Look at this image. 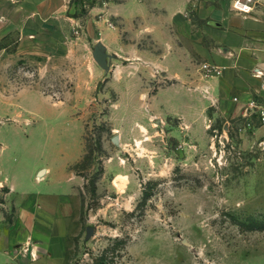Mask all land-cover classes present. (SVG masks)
<instances>
[{"label": "rangeland", "instance_id": "obj_1", "mask_svg": "<svg viewBox=\"0 0 264 264\" xmlns=\"http://www.w3.org/2000/svg\"><path fill=\"white\" fill-rule=\"evenodd\" d=\"M56 1L42 8L39 0L37 15V0H0L6 218L14 208L1 179L38 163L62 168L82 143L71 167L84 182L76 264H264V128L226 122L221 101L201 105L208 60L190 47L183 77L174 75L175 59L161 67L159 53L175 49V17L160 45L143 18L92 16L85 0L53 12ZM100 19L119 30L124 56L112 52L111 32L106 46L96 39ZM99 43L106 64L93 54ZM88 226L95 231L85 240Z\"/></svg>", "mask_w": 264, "mask_h": 264}, {"label": "crops", "instance_id": "obj_2", "mask_svg": "<svg viewBox=\"0 0 264 264\" xmlns=\"http://www.w3.org/2000/svg\"><path fill=\"white\" fill-rule=\"evenodd\" d=\"M41 1L42 8L51 2ZM67 1L65 4L64 0L56 1L53 12L62 10ZM85 3H89L92 16L108 10L130 21L143 18L151 22L146 24L145 31H152L160 45L167 43L164 30L171 26L168 16L175 17V49L159 53L161 67H167L168 60L175 59L180 66L174 75L183 77L184 55L189 47L191 55H202L224 66L221 76L199 83L196 93L201 105L208 108L221 101L222 110L228 116L226 122L247 121L246 103L262 93V78L256 77L254 72L256 69L264 71V0H259L255 9L246 14L233 10L229 0H125L109 1L106 5L100 0H85ZM35 7L39 15L42 10L39 0ZM92 20L90 17L88 23ZM98 25L101 33L96 39H101L106 46L104 36L111 32L115 38L112 52L124 56L120 51L123 42L119 30L105 26L103 19ZM105 52L108 60L110 53L106 47ZM189 72L193 77L198 76L193 66ZM262 128L264 126L253 131ZM82 152L81 143L77 157L59 169L52 164L41 166L38 163L25 173L14 171L2 177L1 185L8 188L7 204L12 205L14 212L10 221L0 209V264L75 263L78 251L75 239L82 230L81 186L84 182L71 167L79 161ZM194 264L201 263L194 261Z\"/></svg>", "mask_w": 264, "mask_h": 264}, {"label": "built area", "instance_id": "obj_3", "mask_svg": "<svg viewBox=\"0 0 264 264\" xmlns=\"http://www.w3.org/2000/svg\"><path fill=\"white\" fill-rule=\"evenodd\" d=\"M233 10L239 13H251L259 0H229ZM201 75L205 78L219 77L223 74L224 67L211 62L205 61L200 66ZM254 75L256 77L262 78L261 90L262 93L259 97H254L246 103L247 110V121L245 122L246 128H254L258 125L264 126V71L258 69L255 70ZM238 100L237 97L234 98Z\"/></svg>", "mask_w": 264, "mask_h": 264}, {"label": "water", "instance_id": "obj_4", "mask_svg": "<svg viewBox=\"0 0 264 264\" xmlns=\"http://www.w3.org/2000/svg\"><path fill=\"white\" fill-rule=\"evenodd\" d=\"M93 54L95 59L101 63L106 64L107 62V53L105 52V47L102 46L100 43L95 45ZM95 228L93 226L87 227L86 239H89L94 234Z\"/></svg>", "mask_w": 264, "mask_h": 264}]
</instances>
